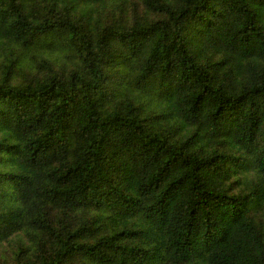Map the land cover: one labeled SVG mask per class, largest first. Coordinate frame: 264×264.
Segmentation results:
<instances>
[{"label": "trees", "instance_id": "trees-1", "mask_svg": "<svg viewBox=\"0 0 264 264\" xmlns=\"http://www.w3.org/2000/svg\"><path fill=\"white\" fill-rule=\"evenodd\" d=\"M233 149L264 176V0H0V264H264Z\"/></svg>", "mask_w": 264, "mask_h": 264}, {"label": "rangeland", "instance_id": "rangeland-1", "mask_svg": "<svg viewBox=\"0 0 264 264\" xmlns=\"http://www.w3.org/2000/svg\"><path fill=\"white\" fill-rule=\"evenodd\" d=\"M57 51L63 53L62 51ZM28 59H30L29 56L27 60ZM63 59L64 55L58 56V60ZM27 60L25 62H27ZM123 88L124 87H121L119 90ZM132 94L140 105L143 115L158 114L165 108L166 102L164 96L154 87L149 86L143 90L135 88ZM231 153L234 159L230 162L231 171L227 180L228 186L234 192L248 196L250 210L264 231V176L257 171L252 156L244 155L236 149H233ZM9 198H14L12 193H9ZM14 244H18L16 238L0 242V252L4 247H8L9 251H12Z\"/></svg>", "mask_w": 264, "mask_h": 264}]
</instances>
